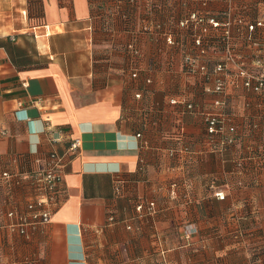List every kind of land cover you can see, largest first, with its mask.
<instances>
[{
    "label": "crops",
    "instance_id": "obj_1",
    "mask_svg": "<svg viewBox=\"0 0 264 264\" xmlns=\"http://www.w3.org/2000/svg\"><path fill=\"white\" fill-rule=\"evenodd\" d=\"M117 2L0 0V264H264V88L232 101L238 144L213 147L198 110L172 105L179 84L164 74L182 67L181 47L197 48L177 25L197 1ZM208 9H232L239 44L222 57L260 73L264 26H248L264 21V0ZM75 138L52 222L6 227L35 198L26 174Z\"/></svg>",
    "mask_w": 264,
    "mask_h": 264
},
{
    "label": "rangeland",
    "instance_id": "obj_2",
    "mask_svg": "<svg viewBox=\"0 0 264 264\" xmlns=\"http://www.w3.org/2000/svg\"><path fill=\"white\" fill-rule=\"evenodd\" d=\"M119 1L121 0H118L115 7L116 9L117 6H119ZM141 1L143 0H135L134 3H137L139 5ZM196 1L198 3V6L194 10L206 14L209 18H213L215 20L217 19L221 24H224L227 19L225 12H216L215 15L214 13L209 12L208 8L214 3V0H207L208 5H203V0ZM128 3L131 7H134V5L131 4L133 2L130 3L128 0ZM135 11L136 10L134 9V12ZM116 12L113 11L112 15L116 14ZM192 12L193 11L187 12L182 20H186ZM212 15L214 16L212 17ZM182 20L178 21L177 25L179 26V28L182 31L188 30L189 32L193 33L192 40H197V36H201L204 42L202 48L196 46V42H194V46L197 47L196 49L188 48V50H185L184 47H181L180 49H182V52L180 53L184 54L182 67L174 69H164L165 76L167 77L168 75H170L172 77V81L178 82L179 84L178 90H180L179 93L181 96H175L171 101L175 99L179 100V104L183 106L185 113L196 114V111L198 110V113H200V119L202 120L204 127H206L207 117L209 115L212 114L216 115L218 118H222L224 127L226 128V130H229V134L231 127H236L237 133L236 131L234 132V139L235 141H237L236 144H238L240 131L243 130L241 126L238 125L239 123H237V121L239 122L243 120H234L235 115L232 111L237 110L236 108L238 107L231 106L232 101L233 99H236L239 102H244V100H247V96L239 94L240 92H242V89L254 92L256 95H260L262 91L256 92L253 89L246 87L247 78L242 76V72L243 70L249 71V69H251L248 65L246 66V64H243L244 66H242L241 63L234 61L231 57H229L228 59H224L222 57V54H224L225 52L232 55V52L236 47L235 45L239 44L237 40H235V42L229 40L228 37L230 35L227 36L224 27L220 26L217 29H214L212 26L207 25L209 31L203 32L201 26H195L190 23H188V26L184 28L183 26L179 25V22ZM238 25L240 26V24ZM150 26L153 28L162 27L159 24L157 25L154 23L150 24ZM150 26L149 24H143V26L139 27V29L141 31H148L151 28ZM212 30H216L214 35L211 34ZM214 38L216 39L215 48L210 45H205L206 41L212 42V39ZM197 49H199V51ZM211 56H219L220 58L218 60H213ZM211 61L215 64H211ZM219 67H221L222 70H220ZM253 73L258 75V72ZM218 84H223L224 86L223 92L219 94L215 93V89L217 88ZM213 96H216L218 98H213ZM196 98H200L201 101L196 102ZM219 100H221V103L217 105L216 102ZM190 103L192 104V108L189 110L187 109V106L190 105ZM244 113L247 114L246 111H244ZM238 118L240 117L237 116V119ZM243 119L245 120V118ZM207 128L208 127H206V130ZM206 132L208 139L213 142V147L220 143V136L212 137L208 133V130ZM229 146L231 145L225 144L224 147ZM190 235L191 233L187 232V236L189 237Z\"/></svg>",
    "mask_w": 264,
    "mask_h": 264
},
{
    "label": "built area",
    "instance_id": "obj_3",
    "mask_svg": "<svg viewBox=\"0 0 264 264\" xmlns=\"http://www.w3.org/2000/svg\"><path fill=\"white\" fill-rule=\"evenodd\" d=\"M129 2H135V0H129ZM131 3L132 5L137 6V3ZM203 5H208L207 0H203ZM245 9V8H244ZM232 9L229 12H225L227 19L224 24H221L220 21L217 19L209 18L206 14L200 13L199 11H193L186 20H182L179 22V25L183 26L184 28L187 27L188 23L201 26L203 32H208L207 25L212 26L214 29L218 27H224L227 36L230 35V27H231V15ZM235 23L240 24L243 26L245 20L243 16H239L235 18ZM264 26V21H256L254 23H250L248 29L250 32H255L257 28ZM195 40L196 46L199 48L203 47V39L201 36H197ZM166 40L168 43L173 45L175 40H173L172 35H167ZM129 48L133 52L135 56L139 55V49L132 43L129 45ZM204 50V49H203ZM261 64V63H260ZM262 65V64H261ZM222 70L221 67H219ZM136 77L137 75L134 74ZM242 76L247 78L246 87L253 89L256 92L263 91L264 88V68L260 73L254 74L248 70H243ZM224 90L223 84H218L217 88L215 89V93H222ZM180 101L175 99L172 101V105L179 104ZM221 100L217 101L216 104L219 105ZM192 104L187 106V109H191ZM208 133L212 136H220L221 144L225 146V144L235 145L237 141L234 139V132L236 128L232 127L229 130H226L224 127V123L222 118H218L216 115H209L207 117V124H206ZM81 147V139L75 138L71 145L70 150L65 154H58L52 153L50 155V164L45 168L35 169L30 171V173L26 174L29 178L33 181V188L35 198H32L31 201L28 203V211L26 213L18 212V211H11L6 214L7 218L11 220L10 223L6 224L5 226L10 228L14 232H18L20 235H26L27 230L36 226V224L42 222L43 224L51 223L52 215H53V207L58 204L60 196L64 193L62 188V184L64 182V168L66 165V158H70L74 156ZM3 177L10 178L8 173H4ZM216 196L218 199L222 200L225 199L224 191L217 192ZM156 204L155 202H151L149 208L151 211L154 210ZM144 206H139L138 210H143ZM4 224H0V228H2Z\"/></svg>",
    "mask_w": 264,
    "mask_h": 264
}]
</instances>
